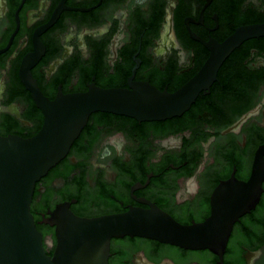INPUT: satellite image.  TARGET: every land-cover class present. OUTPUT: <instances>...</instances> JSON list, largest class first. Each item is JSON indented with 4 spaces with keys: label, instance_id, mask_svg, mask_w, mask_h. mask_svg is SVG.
<instances>
[{
    "label": "flooded vegetation",
    "instance_id": "flooded-vegetation-1",
    "mask_svg": "<svg viewBox=\"0 0 264 264\" xmlns=\"http://www.w3.org/2000/svg\"><path fill=\"white\" fill-rule=\"evenodd\" d=\"M257 23H264V0H0V135L31 137L42 124L20 76L31 59L27 75L48 100L90 85L145 83L173 93L201 69L207 43ZM241 45L246 53H231L207 93L199 91L178 117L89 116L34 186L30 213L47 255L59 206L91 218L151 204L190 224L209 216L220 183L249 180L264 145V37ZM107 264H264V180L221 257L123 237L111 240Z\"/></svg>",
    "mask_w": 264,
    "mask_h": 264
},
{
    "label": "water",
    "instance_id": "water-1",
    "mask_svg": "<svg viewBox=\"0 0 264 264\" xmlns=\"http://www.w3.org/2000/svg\"><path fill=\"white\" fill-rule=\"evenodd\" d=\"M264 37V23L237 27L221 43L206 44L209 56L201 69L173 93L149 84L128 89H103L90 85L81 93L45 98L27 75L21 79L43 115L40 129L31 137L0 135V264H107L112 239L141 237L185 250H208L221 257L239 217L253 209L264 180V145L254 158L251 176L220 183L213 191L209 216L201 222L181 224L155 205L130 208L99 217H78L59 206L53 216L56 245L47 255L30 213L35 183L61 161L96 112L137 121H162L180 116L197 93L215 80L226 58L243 42Z\"/></svg>",
    "mask_w": 264,
    "mask_h": 264
},
{
    "label": "trees",
    "instance_id": "trees-1",
    "mask_svg": "<svg viewBox=\"0 0 264 264\" xmlns=\"http://www.w3.org/2000/svg\"><path fill=\"white\" fill-rule=\"evenodd\" d=\"M241 47H242V45L239 46L237 49H235V50L232 52V53H234V54L238 52L236 55H238L239 58H240V55H243V54L246 53L245 49H242ZM240 48H241V49H240ZM235 59H236V58L233 57L232 60H230V61H235ZM41 125H42V124H41ZM40 127H41V126H40ZM39 129H40V128H39ZM5 135H7V133H3V134H2V136H5ZM50 256H51V255H50Z\"/></svg>",
    "mask_w": 264,
    "mask_h": 264
}]
</instances>
